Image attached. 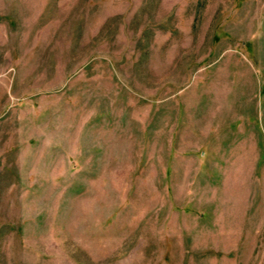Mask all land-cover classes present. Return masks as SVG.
I'll return each mask as SVG.
<instances>
[{
    "label": "rangeland",
    "instance_id": "obj_1",
    "mask_svg": "<svg viewBox=\"0 0 264 264\" xmlns=\"http://www.w3.org/2000/svg\"><path fill=\"white\" fill-rule=\"evenodd\" d=\"M0 264H264V0H0Z\"/></svg>",
    "mask_w": 264,
    "mask_h": 264
}]
</instances>
